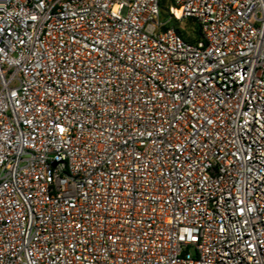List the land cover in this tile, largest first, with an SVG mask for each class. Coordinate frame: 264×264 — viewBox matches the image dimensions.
Wrapping results in <instances>:
<instances>
[{
  "label": "built area",
  "instance_id": "built-area-1",
  "mask_svg": "<svg viewBox=\"0 0 264 264\" xmlns=\"http://www.w3.org/2000/svg\"><path fill=\"white\" fill-rule=\"evenodd\" d=\"M0 264H264V0H0Z\"/></svg>",
  "mask_w": 264,
  "mask_h": 264
},
{
  "label": "rangeland",
  "instance_id": "rangeland-1",
  "mask_svg": "<svg viewBox=\"0 0 264 264\" xmlns=\"http://www.w3.org/2000/svg\"><path fill=\"white\" fill-rule=\"evenodd\" d=\"M179 29L184 31L187 36L193 35V21L192 20H184L181 23H178Z\"/></svg>",
  "mask_w": 264,
  "mask_h": 264
},
{
  "label": "trees",
  "instance_id": "trees-1",
  "mask_svg": "<svg viewBox=\"0 0 264 264\" xmlns=\"http://www.w3.org/2000/svg\"><path fill=\"white\" fill-rule=\"evenodd\" d=\"M177 32L180 33L181 36L183 37V39L185 41H188V42H192L195 39H198L200 37V32H199V30H198V28L196 26H194V28H193V35L192 36H187L185 34V32L181 31L180 29H178Z\"/></svg>",
  "mask_w": 264,
  "mask_h": 264
}]
</instances>
